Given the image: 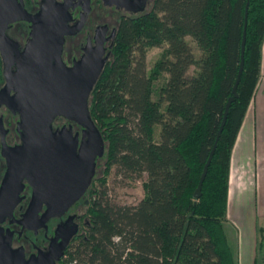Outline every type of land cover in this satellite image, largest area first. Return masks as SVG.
Listing matches in <instances>:
<instances>
[{"label": "trees", "instance_id": "16d2710c", "mask_svg": "<svg viewBox=\"0 0 264 264\" xmlns=\"http://www.w3.org/2000/svg\"><path fill=\"white\" fill-rule=\"evenodd\" d=\"M244 4L152 0L146 15L120 23L87 101L104 144L91 227L59 264H237L222 221L230 152L259 77L264 0H248L236 97L199 198L192 193L234 82ZM155 46L161 51L146 70L145 51ZM154 126L159 127L156 133ZM111 166L145 173L143 195L134 206H114L104 199ZM263 231L258 228L259 235Z\"/></svg>", "mask_w": 264, "mask_h": 264}, {"label": "water", "instance_id": "95a60500", "mask_svg": "<svg viewBox=\"0 0 264 264\" xmlns=\"http://www.w3.org/2000/svg\"><path fill=\"white\" fill-rule=\"evenodd\" d=\"M248 0H245L242 17V30L239 45V62L234 82L230 89L221 120L215 132L211 147L199 174L192 193L196 200L200 196V187L216 142L222 130L230 103L236 97V86L243 64V46L247 17ZM68 16L64 4L46 1L38 14L32 18L31 38L21 54V64L13 74V82L19 87V105L17 94L12 109L20 113L22 144L9 159L7 187L14 180L25 178L32 191L28 207L23 214L24 224L36 218L41 204H44L40 219L62 213L82 194L94 172L95 160L102 155L103 140L90 119L87 101L105 61L102 56L101 42L92 47L85 46L81 56L65 67L59 60L60 45L65 34L78 29L68 27ZM50 29L51 44L56 42L55 56L51 49L38 46L45 29ZM55 41V42H54ZM53 60V63H52ZM58 115L84 128L79 147L76 137H71L65 128L52 132L50 123ZM5 191L1 194L5 197ZM61 246L51 255H39L23 260L21 254L10 250L7 244H0V264H54L61 256Z\"/></svg>", "mask_w": 264, "mask_h": 264}, {"label": "flooded vegetation", "instance_id": "af4514ba", "mask_svg": "<svg viewBox=\"0 0 264 264\" xmlns=\"http://www.w3.org/2000/svg\"><path fill=\"white\" fill-rule=\"evenodd\" d=\"M64 4L68 16L66 25L75 27L71 34H65L59 51V60L70 67L77 60L85 46L92 47L100 41L102 56H109L118 26L122 21H134L151 10L152 0H0V244H7L11 251L21 254L23 260L39 255H51L61 246V256L54 264H59L66 253L80 240L86 239L91 227V206L94 192L100 189L102 176L99 175L102 155L95 160L94 172L81 196L62 213L45 221L40 210L30 224L22 221L32 187L25 178L14 180L7 187L9 159L22 144L21 118L18 110L12 109L19 87L13 82V74L21 64V54L30 40L32 18L39 13L43 4ZM38 46L53 48L50 29H45ZM53 63V60H52ZM52 132L65 128L71 137H76L77 151L84 128L58 115L49 125ZM100 133V132H99ZM101 135V134H100ZM103 140V139H102ZM5 197L1 194L5 191Z\"/></svg>", "mask_w": 264, "mask_h": 264}, {"label": "rangeland", "instance_id": "374dc122", "mask_svg": "<svg viewBox=\"0 0 264 264\" xmlns=\"http://www.w3.org/2000/svg\"><path fill=\"white\" fill-rule=\"evenodd\" d=\"M186 40L195 51L190 38L186 37ZM161 48L155 46L146 49L144 57L146 70L158 58ZM192 70L193 68L190 67L187 74L190 75ZM164 76L159 77L155 84L162 82ZM158 129V126H154L155 133ZM238 142L230 152L227 202L222 227L237 264H253L254 257V264H264V231L262 236L258 232V228L264 230V168L261 170L262 164H257L256 178L253 177L251 170L242 171L247 167L249 169L253 167V164H250L253 159L250 157L252 148L247 142L243 147L238 146ZM256 150L257 160L264 163V147ZM248 162L249 164L246 165ZM236 167L239 171L234 172ZM99 171V175L102 176L103 160ZM234 173L238 174L235 176ZM145 176V173L139 175L123 173L117 171L115 166H111L105 177L104 199L114 206H134L142 198L141 184ZM234 176L236 183L233 182ZM258 241L261 244L257 248Z\"/></svg>", "mask_w": 264, "mask_h": 264}, {"label": "crops", "instance_id": "0c3cea01", "mask_svg": "<svg viewBox=\"0 0 264 264\" xmlns=\"http://www.w3.org/2000/svg\"><path fill=\"white\" fill-rule=\"evenodd\" d=\"M237 142H238L237 145L241 147H243L245 142H247L248 145L252 148L250 152V157H253V159H251L252 162H250V164H253V167H250V169L247 167L242 171L245 172L246 170L247 171L251 170L253 177L256 178L255 173L257 174V169H258L257 164L258 163L262 164L261 170H263L264 168L263 165L264 163L259 162L256 158L258 155V151L256 150V148L264 147V38L260 46L259 77L254 92L252 94V97L246 107L244 116L242 118L240 127L237 131L232 147ZM248 164L249 162L246 165ZM229 165H230V159H229ZM235 170L234 172L239 171L237 167L235 168ZM237 174L238 173H236V175ZM235 176L233 178L234 183L237 182ZM228 181H229V172H228Z\"/></svg>", "mask_w": 264, "mask_h": 264}, {"label": "built area", "instance_id": "2783aa9c", "mask_svg": "<svg viewBox=\"0 0 264 264\" xmlns=\"http://www.w3.org/2000/svg\"><path fill=\"white\" fill-rule=\"evenodd\" d=\"M68 264H75V260L69 262Z\"/></svg>", "mask_w": 264, "mask_h": 264}]
</instances>
